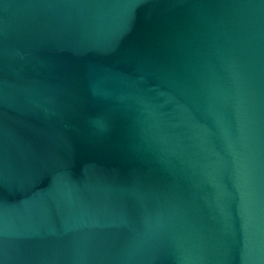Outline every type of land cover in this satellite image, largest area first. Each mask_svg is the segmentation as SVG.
Wrapping results in <instances>:
<instances>
[{"label":"water","instance_id":"1","mask_svg":"<svg viewBox=\"0 0 264 264\" xmlns=\"http://www.w3.org/2000/svg\"><path fill=\"white\" fill-rule=\"evenodd\" d=\"M0 264H264V0H0Z\"/></svg>","mask_w":264,"mask_h":264}]
</instances>
